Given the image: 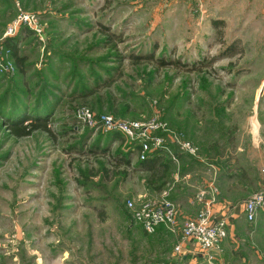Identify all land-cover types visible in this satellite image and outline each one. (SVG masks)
<instances>
[{"label": "rangeland", "instance_id": "1", "mask_svg": "<svg viewBox=\"0 0 264 264\" xmlns=\"http://www.w3.org/2000/svg\"><path fill=\"white\" fill-rule=\"evenodd\" d=\"M256 10L251 25L250 9L234 0H0V58H10L5 28L19 14H33L42 31L19 26L25 72L12 56L14 69H0V264H209L177 254L178 237L164 225L145 231L127 202L165 190L186 214L185 193L204 190L200 143L211 154L213 144L226 148L221 175L235 172L252 189L242 201L264 191V14ZM48 108L49 132L18 138L4 126L11 114ZM82 108L165 123L145 142L163 137L153 151L178 164L177 176L165 174L155 193L135 169L142 143L85 125ZM171 130L197 152L171 142ZM129 150L127 166L112 157ZM185 171L196 173L187 184ZM236 221L215 264H264V209Z\"/></svg>", "mask_w": 264, "mask_h": 264}, {"label": "built area", "instance_id": "2", "mask_svg": "<svg viewBox=\"0 0 264 264\" xmlns=\"http://www.w3.org/2000/svg\"><path fill=\"white\" fill-rule=\"evenodd\" d=\"M26 25L27 28L34 31L39 37L42 35V31L38 26L37 19L33 14L22 13L19 14L13 21L8 23L5 28V37L13 36L16 34L17 29L21 25ZM3 52L6 56H10V49L3 46ZM3 60L0 58V69L2 71L13 70L15 64L12 59ZM78 117L81 121L89 127H97L102 129L104 132L118 131L123 135L129 137L131 140H137L142 143L140 149L139 158L143 159L147 153L155 149L162 148L161 138H154V146L150 148L149 143L145 142V139L153 138L151 133L154 129L159 128V125L168 130L165 123L157 124L151 121L139 122L132 120H121L115 118L112 114H100L95 116L91 111L86 108H82L78 111ZM171 142H178L182 150L187 151L189 154H195L197 147L190 142L179 139V134L170 131L168 134ZM157 151V150H156ZM173 159L174 156H172ZM211 186V188H210ZM208 188L210 190H199L195 194V198L201 204V209L198 215L194 217L181 218V208L179 204L170 201L167 198V191H162L159 198L155 200H146L143 203L136 206L133 201L128 200L127 206L132 209L134 220L142 226V228L153 233L156 229L164 225L171 233L178 237V243L174 247L177 254L182 252L185 254L188 252L186 244H193L195 248L209 264H215L218 260V255L222 251V242L227 237L229 223L228 217L225 214L214 218V207L213 205L217 202L215 193L213 192L212 185ZM209 193V195H207ZM243 210L247 221H253L260 210L264 209V191L254 193L248 199L243 201Z\"/></svg>", "mask_w": 264, "mask_h": 264}, {"label": "crops", "instance_id": "3", "mask_svg": "<svg viewBox=\"0 0 264 264\" xmlns=\"http://www.w3.org/2000/svg\"><path fill=\"white\" fill-rule=\"evenodd\" d=\"M234 1L237 2V5L239 7H241V8L245 7V8L250 9L249 14H250L251 20L248 22H250L249 24H251V25L255 19L253 16H254V12L257 11L256 10L257 6H258V8H261V13L264 14V0H234ZM259 125H261V124H259ZM261 127H262V125L258 126L257 129H258V133H261L262 134L261 137L264 139V131L261 130ZM208 142H211V141H208ZM200 144H201L200 146H201V152H202L203 157L198 156V158H195L196 162L198 163V168H199V169H197V171L199 172L198 174L200 175V178H199L200 181H198L197 184H199L200 189H204V190H207L210 185L215 187V189L217 190V197H216L217 202L213 205V207H214V209H213L214 218L219 217L222 214H225L226 217H228L229 228L233 227L234 228L233 231H235V227L237 224L236 220L240 217V215H242L243 220L247 221L246 217H245L244 210H243V206H242L244 200L242 201L241 199H244L245 196H248V194L251 193L252 189L247 188L246 181L237 180L235 172L229 171V172H226V173H228L227 175L226 174L221 175L223 173V170H224L223 165H222V164H224V162H222V164H221V163H218L217 160L222 161V159H225V156L227 155L226 148L223 149L220 146V144H218L217 146L213 144L212 150L214 151V153L211 154L210 150L207 153L208 149H207V147H205L206 144H204V143H200ZM239 151H242V148ZM133 156L136 157L137 161L140 159L138 157V152L136 154L134 153ZM204 157H207V158H204ZM164 159H166L167 163H168V169H166L165 174L173 176V178H174L175 176H177L174 172H175L176 166L178 164L173 162V160L168 159L165 155H164ZM206 159L208 160V162ZM178 160H179V158H178ZM178 163H179V161H178ZM205 165L211 166L212 169L209 168L207 170ZM185 166H189V164L186 163ZM160 167H158V168H160ZM226 167H231V166L229 163H227ZM161 169H162V167H161ZM206 170L207 171L210 170L211 173H210L209 178L207 176L205 179V173L206 172L204 173V171H206ZM261 170L264 171V167H262ZM141 172H146L147 174H149V171H141ZM183 175H184V182H186V184H187V182H189L188 181L189 179H192L191 178L192 176L196 177V173L193 174V173L187 172V171L183 172ZM246 176L247 175L245 173V175H244L245 180H246ZM262 179H263V181L261 184H262V186H264V178H262ZM242 182H244V183H242ZM163 187H164V185L161 188H163ZM161 188H160V190H155L154 192L160 193ZM238 188L243 192V194H241L239 196L230 195L231 192L237 191ZM191 196H193V195H188L187 193H185V204L187 202L190 205L189 206L190 210H187L186 214H184V210L181 207V202H178V200L177 201L173 200V198L175 197V194H172L170 196L171 199L175 203L179 204V207L181 208L180 219L181 218L182 219L187 218V217H194V216L198 215L199 210L202 208L200 202H198L196 200L195 196L193 198ZM239 200H241V201H239ZM223 245H224V242H222V247H223ZM186 246L188 247V257H190L191 259H195V257L197 259L199 257H202V255L195 248H193V244L188 242V244H186ZM198 254H200V256ZM203 259H204V256H203Z\"/></svg>", "mask_w": 264, "mask_h": 264}, {"label": "trees", "instance_id": "4", "mask_svg": "<svg viewBox=\"0 0 264 264\" xmlns=\"http://www.w3.org/2000/svg\"><path fill=\"white\" fill-rule=\"evenodd\" d=\"M19 42L20 39L18 36H8L4 40L3 44L6 48L10 49L11 56L14 59L15 64H17L19 71L24 73L25 70L23 69L24 68L23 63L25 62V58L22 57L19 53L20 51L18 48ZM135 58L138 61H140V59L150 60V57L146 55L136 56ZM157 60L162 65L166 63L165 60L162 59H157ZM51 111L52 109L48 108L45 110L43 109L42 111L39 110V112L35 111L34 115H31L26 112H20L19 114H15V115L11 114V116L9 117L7 116L6 119L4 120V126L7 128L10 134L18 138L27 137L36 130L49 132L50 129L48 128L47 119L48 116L52 113ZM117 134L118 133H115V135L113 136L117 137L118 136ZM90 151H92V149H90ZM130 155H131V151L129 150L123 156H120L118 158H116L115 156L112 157L120 164L127 166L131 164ZM135 166H136L135 169L138 171H149V177L147 178V182L148 185H152L150 187H153L155 190H160V188L164 185L165 172L166 169H168V163L167 160L164 159V156L161 154V151H155V152L153 151L151 153H148L143 159H139L136 162ZM160 166L162 167V169ZM104 170L106 173L107 169L104 168Z\"/></svg>", "mask_w": 264, "mask_h": 264}]
</instances>
